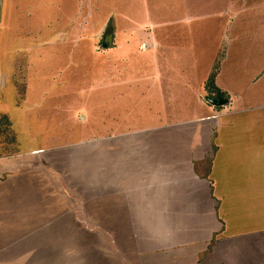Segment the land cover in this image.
I'll list each match as a JSON object with an SVG mask.
<instances>
[{"label": "crops", "instance_id": "0c3cea01", "mask_svg": "<svg viewBox=\"0 0 264 264\" xmlns=\"http://www.w3.org/2000/svg\"><path fill=\"white\" fill-rule=\"evenodd\" d=\"M227 61L218 93L207 80L172 100L160 90L167 115L111 135L96 171L60 177L57 160L44 166L0 142V264H264V69L222 82ZM218 96L227 102L208 101Z\"/></svg>", "mask_w": 264, "mask_h": 264}, {"label": "rangeland", "instance_id": "374dc122", "mask_svg": "<svg viewBox=\"0 0 264 264\" xmlns=\"http://www.w3.org/2000/svg\"><path fill=\"white\" fill-rule=\"evenodd\" d=\"M157 42L166 47L153 52ZM226 55L222 82L262 72L252 62L264 58V0H6L2 152H38L44 166L51 157L60 177L96 171L109 137L151 129L174 106L161 92L172 100L185 83L199 89Z\"/></svg>", "mask_w": 264, "mask_h": 264}, {"label": "trees", "instance_id": "16d2710c", "mask_svg": "<svg viewBox=\"0 0 264 264\" xmlns=\"http://www.w3.org/2000/svg\"><path fill=\"white\" fill-rule=\"evenodd\" d=\"M111 26V25H110ZM109 26V27H110ZM221 60H222V58H221ZM221 60L220 61H218L216 64H215V67H214V69H213V71H212V73L210 74V76H209V78H208V80H207V82H206V88L210 91V92H220V90H219V88L216 86V84H215V79H216V76H217V74H218V71H219V67H220V62H221ZM223 94V93H222ZM6 122L8 123V119H6L5 121H4V123L2 124V127H1V133L4 135L5 133H6V130H5V128H4V125L6 124Z\"/></svg>", "mask_w": 264, "mask_h": 264}, {"label": "water", "instance_id": "95a60500", "mask_svg": "<svg viewBox=\"0 0 264 264\" xmlns=\"http://www.w3.org/2000/svg\"><path fill=\"white\" fill-rule=\"evenodd\" d=\"M4 0H0V23L2 21L3 17V2ZM104 47H108V43L103 42ZM208 101L212 103L213 105H221L227 102L226 99L222 98L221 96H218L217 98H208Z\"/></svg>", "mask_w": 264, "mask_h": 264}]
</instances>
